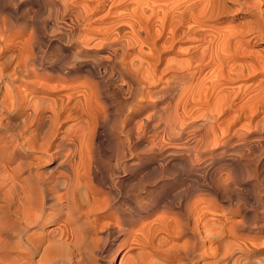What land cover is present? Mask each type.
Instances as JSON below:
<instances>
[{
	"label": "bare ground",
	"instance_id": "6f19581e",
	"mask_svg": "<svg viewBox=\"0 0 264 264\" xmlns=\"http://www.w3.org/2000/svg\"><path fill=\"white\" fill-rule=\"evenodd\" d=\"M262 1L0 0V264H263Z\"/></svg>",
	"mask_w": 264,
	"mask_h": 264
},
{
	"label": "rangeland",
	"instance_id": "374dc122",
	"mask_svg": "<svg viewBox=\"0 0 264 264\" xmlns=\"http://www.w3.org/2000/svg\"><path fill=\"white\" fill-rule=\"evenodd\" d=\"M250 1H251L252 3H254V4H256V5H260V4L262 5V4H263V1H262V0H250ZM160 2H161V0H160ZM26 6H27V7H26V11L23 10L25 7H24V8H17V12H18L19 14H21V15H19V14H18V15H19L21 18H22V15L24 16V15L26 14V12L28 13V11H31V10H32L30 4L27 3ZM29 8H30V9H29ZM20 9H21L22 12L19 11ZM28 9H29V10H28ZM23 11H24L25 13H23ZM29 13H31V14H29V15H32V11L29 12ZM20 17H19V19H20ZM109 17H110V18H113L114 15L112 16V14H110ZM41 18H42V17H41ZM20 22H21V21H17V22L15 23V24H16L15 26H17V27H14L15 29L13 28V30H17L18 26H20V24H21ZM18 24H19V25H18ZM232 24H234V23H229V22H227V21H223V22L217 23L216 26H217V27H220V28L223 27L222 29H227L228 25H232ZM224 26H226V27H224ZM19 28H20V27H19ZM19 28H18V29H19ZM29 30H30V29H28V31H27L28 33L26 32L25 35L29 34ZM51 34H53L52 37L54 38V39L51 38V39H52V40H51V41H52V44H53V43H56L55 40H57V39H56L57 37L54 35V33H51ZM42 46H43V45H42ZM60 47H61V46H60ZM60 47L52 48L51 45H50L49 47H47V46H46V47L43 46V50H44L43 54H44V57L47 56L49 53H50L51 55H53L54 57H55V56H58V54H59L60 51H61V48H60ZM59 48H60V49H59ZM249 49L252 50L253 47L249 46ZM52 50H53V51H52ZM57 51H58V52H57ZM9 53H11L9 50H5L4 52H2L3 55H2V54H1L2 56L0 55V59L2 60V57H3V58H4V59H3L4 61H1V60H0V62H5V61H6V62H9L10 60L8 61V59H9V57H11V56L9 55ZM5 54H6V55H5ZM7 54H8L9 56H8ZM6 59H7V60H6ZM82 120H83V119H75V120H72V121H71V122H73L72 124H71V122H69V123H70V125H74L75 128L80 129V128H81V124H82ZM76 121H77V122H76ZM74 122H75V123H74ZM75 124H76V125H75ZM82 125H83V124H82ZM79 127H80V128H79ZM259 165H260V163H259ZM259 168H260V169H259ZM260 170H261V172H259ZM262 171H263V167H262V165H261V166L258 167V174H259V176H260V180H258V181L256 182V186H257L256 189L259 191V192H258L259 194H260V193H263V192H261V191L264 190V182L262 181V180H263V179H262ZM257 179H259V178H257ZM261 179H262V180H261ZM259 181H260L261 183H260ZM262 182H263V183H262ZM262 184H263V185H262ZM256 186H255V187H256ZM217 202H219L220 204H224V203H222L220 200H217ZM245 204H248V203H244V202H243V205H245ZM245 206L247 207L246 210H249V211H247V215H248L249 218H250V215L252 216L253 213L255 214V215L253 214L254 217L257 215L256 213H260V214H262V209H261L262 206H261V205H256V206H257V207L255 206L256 208H255L253 205H249V204H248L249 207H248L247 205H245ZM258 206H259V207H258ZM235 208H236V206H235ZM260 209H261V210H260ZM249 212H250V213H249ZM249 214H250V215H249ZM260 214H258V215L256 216L258 219L255 217L256 220H258V221L261 220V219L259 218V217H261ZM259 215H260V216H259ZM254 217L252 216V218H251L252 221H255ZM155 257H157V255L154 256V258H155ZM152 258H153V256H152ZM158 258H159V259H158ZM158 258H157L158 260L155 259V260H157L156 262H155L153 259H152V261H154L155 264H158V262L161 263L162 260L164 261V258H163V257L158 256ZM160 259H161V260H160ZM259 259H260V258H257V260H259ZM159 260H160V261H159ZM199 264H203V261H202V263H201V261H200ZM261 264H262V262H261ZM263 264H264V262H263Z\"/></svg>",
	"mask_w": 264,
	"mask_h": 264
}]
</instances>
